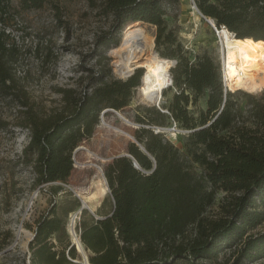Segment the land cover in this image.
<instances>
[{
  "label": "trees",
  "instance_id": "trees-1",
  "mask_svg": "<svg viewBox=\"0 0 264 264\" xmlns=\"http://www.w3.org/2000/svg\"><path fill=\"white\" fill-rule=\"evenodd\" d=\"M167 1L89 0L111 22L109 30L95 38L97 63L107 61L106 53L121 44L114 32L134 24L124 34L136 28L148 33L137 22L156 27L157 47L167 46L162 56L177 63L171 69L173 84L167 89L174 91L169 105L161 109L139 105L143 115L136 117L140 127L134 133L136 142L127 149L131 157L113 158L104 167L110 193L102 208L110 203V211L91 220L86 219L88 211H82L81 243L90 264H255L264 259V230L258 231L264 225V94L225 92L219 64L207 54L192 56L174 31H167ZM62 2L20 0L16 8L12 0H0L1 93L17 98L20 94L14 76L20 51L11 43L9 23L17 22L21 12L48 6L60 24ZM194 2L218 30L224 27L237 40L264 44V0ZM86 72L90 91L77 98L64 96L65 104L72 107L70 113L44 116L22 102L23 125L30 132L22 159L33 168L38 186L68 184L75 170V150L93 137L104 110L119 112L131 105L144 75L140 69L123 80L114 78L110 68ZM201 98L207 108L195 119L191 108ZM168 117L190 131L182 135V149L153 129ZM86 166L98 165L86 162L78 168ZM101 181L105 182L104 176ZM49 188L53 199L64 191L60 185ZM221 192L226 194L221 214L207 216ZM53 206L35 222L30 264H82L73 261L80 256L71 242L68 222ZM81 206L75 199L70 214ZM228 251L232 258L220 261Z\"/></svg>",
  "mask_w": 264,
  "mask_h": 264
},
{
  "label": "rangeland",
  "instance_id": "rangeland-1",
  "mask_svg": "<svg viewBox=\"0 0 264 264\" xmlns=\"http://www.w3.org/2000/svg\"><path fill=\"white\" fill-rule=\"evenodd\" d=\"M62 1L64 10L60 24L55 21L52 10L46 6L42 10L20 11L18 21L9 23L7 28L11 33V43L20 51L14 64V76L20 94L17 98L0 92V264H27L29 246L27 243L26 249H23V243L26 242L23 237L22 241L16 244L17 233L19 235V229L23 226L30 236L29 230H33L39 215L47 211L52 204L58 215L69 223L70 210L73 209L75 199L85 201L87 197L96 200L99 194L102 197H109L106 183L103 181L102 184L101 181L102 172L95 166L78 168V165L91 162L104 171V167L114 157L128 153V146L134 141V133L140 127L136 117L143 115L137 107L142 105L161 109L163 105H169L174 93L168 91V87L164 90H167L166 95L163 92L159 103H149L140 93L141 81L131 105L116 113L106 112L101 116L93 137L78 147L83 149L76 154L78 164L72 177L68 184H59L64 188V193L60 192V195L53 199L49 190L51 186H48L40 189L37 196L36 192L40 186L35 182L34 171L31 165H27L22 159V149L27 142L28 133L23 125L26 108L22 102L44 116L54 112L70 113L72 107L65 104L64 96L74 95L77 98L90 91L91 81L86 70L102 73L110 68L114 78L128 79L121 77L115 69V58L110 55L114 47L106 53L107 61L96 62L98 56L94 53L93 44L97 35L109 30L110 19L101 15L99 9L93 7L89 0ZM19 3L20 0H12V5L16 8ZM166 14L167 31H174L192 56L203 54L210 56L221 67L223 77L226 50L222 35H219L200 14L194 0H168ZM137 23V26L145 28L153 37L154 54L174 62V59L162 56L166 45L157 47L156 27L143 22ZM126 29L114 32L113 36L122 41ZM173 67L172 65L171 69ZM142 70L145 72V69ZM263 94L264 88L252 95L260 97ZM206 108V99L201 98L197 105L191 108V115L199 119L201 112ZM172 123V119L168 117L158 128L162 129L167 140L182 149L184 137L174 135L171 130ZM71 186L79 188V191L73 190ZM225 195L223 192L217 195L214 205L206 213L207 216L218 217L221 214ZM87 211L89 215L86 219L91 220L93 214L98 216L108 213L110 203L104 208L101 207L97 213ZM263 230L264 225L258 229ZM192 234L193 231L190 230L189 235ZM71 239L72 243L75 242L72 235ZM75 247L80 260L73 261L84 264L83 255L88 253L84 248L83 253L78 251L76 244ZM8 249L10 252L3 254ZM231 258L232 254L228 251L220 255L219 259L226 262ZM255 264H264V259Z\"/></svg>",
  "mask_w": 264,
  "mask_h": 264
},
{
  "label": "bare ground",
  "instance_id": "bare-ground-1",
  "mask_svg": "<svg viewBox=\"0 0 264 264\" xmlns=\"http://www.w3.org/2000/svg\"><path fill=\"white\" fill-rule=\"evenodd\" d=\"M218 34L222 35L226 50L224 72L228 87L233 91L243 90L252 94L262 91L264 44L237 40L235 35L226 29ZM110 55L115 58V69L121 77L131 75L136 68L143 67L145 72L140 87L141 95L149 103L161 101L165 87L170 82L173 62L154 54L152 38L144 29L136 28L125 33L121 44L113 48ZM21 234L26 240L23 243V249H26L30 236L23 228L20 229L19 236ZM75 243L83 253L80 240L75 239Z\"/></svg>",
  "mask_w": 264,
  "mask_h": 264
},
{
  "label": "built area",
  "instance_id": "built-area-1",
  "mask_svg": "<svg viewBox=\"0 0 264 264\" xmlns=\"http://www.w3.org/2000/svg\"><path fill=\"white\" fill-rule=\"evenodd\" d=\"M223 29H225V28L222 27V29L220 31H223ZM215 30H216L217 33H219V30L217 28ZM222 81H223V86H224L223 88H224V91L225 92H228V91L235 92V91L231 90L230 87H228V84H227V80H226V76H225V72L224 71H223ZM108 111H112V112H115V113L117 112V111H114V110H111V109H106V110H104L102 112L101 116L105 115V113L108 112ZM153 129H154L155 133H162V129L161 128L153 127ZM171 130L174 133V135H187V134L190 133V131H188V130L180 129L178 127V125H177L176 122H173V126H172ZM27 131H28V133H27V142H26L24 148L28 145V143L30 141V132H29L28 129H27ZM24 148L22 149V152H23ZM75 157H76V153H74V162H75V167H76V164H78V163L76 162ZM99 168H100L101 172L103 173V169L101 167H99ZM31 169H32V171H34L32 167H31ZM34 174H35V172H34ZM35 180H36V174H35ZM59 184H61V183H51V184H47V185H42V186L39 187V190L36 192V194L38 196V194L40 193V189H43V188L45 189V187L53 186V185H59ZM93 215H94V217L96 219H101V217L96 216L95 214H93ZM81 216H82V211L81 210H78L76 212L71 213L70 214V220H69L68 227H67L68 230H69V234H71L74 239H79V240H80V233H81V231L79 229V225H80V221H81ZM21 228H23V226ZM29 232H30V239L28 241V246H29L30 242L34 238V230H32V231L29 230ZM71 235H70V237H71ZM16 239H17L16 240V244H18L20 240L22 241V234L19 236L18 233H17ZM80 242H81V240H80ZM75 244L76 243L73 242V245H75ZM27 254H28L27 264H30V260H29V258H30V251H29V249H27Z\"/></svg>",
  "mask_w": 264,
  "mask_h": 264
},
{
  "label": "water",
  "instance_id": "water-1",
  "mask_svg": "<svg viewBox=\"0 0 264 264\" xmlns=\"http://www.w3.org/2000/svg\"><path fill=\"white\" fill-rule=\"evenodd\" d=\"M197 8V7H196ZM201 14V13H200ZM202 15V14H201ZM203 16V15H202ZM215 29L217 28V26H216V24L214 23V21L212 20V19H208L207 17H205V16H203ZM158 54V53H157ZM176 61H174L173 62V66H175L176 65ZM138 69H144L143 67H138V68H136V70H138ZM135 72H133L131 75H128V76H126V77H124V78H129V77H131L133 74H134ZM172 84H173V78H172V75H171V73H170V82L168 83V85L165 87L166 89L168 88V87H171L172 86ZM134 139V143L136 142L135 141V138H133ZM81 149H83V148H78L76 151H75V153L77 154V152L79 151V150H81ZM120 156H126V157H131L128 153H124V154H121V155H119V156H116V157H120ZM116 157H114V158H116ZM134 165H135V167L137 168V169H140V167H139V165H138V163L136 162V161H134ZM103 176H104V178H105V181H106V184H107V188H108V192L110 193V188H109V186H108V183H107V179H106V177H105V174H104V171H103ZM81 203H82V206H81V211H83L84 209H87V210H89L90 212H92L91 211V209H90V207L87 205V203L84 201V200H81ZM93 213V212H92ZM77 249H78V245H77ZM84 250V249H83ZM79 251V250H78ZM8 252H10V249H8V250H5L4 252H3V254H6V253H8ZM84 253H85V251H84ZM83 257H84V264H90L89 263V259H88V256L86 255V254H84L83 255Z\"/></svg>",
  "mask_w": 264,
  "mask_h": 264
},
{
  "label": "crops",
  "instance_id": "crops-1",
  "mask_svg": "<svg viewBox=\"0 0 264 264\" xmlns=\"http://www.w3.org/2000/svg\"><path fill=\"white\" fill-rule=\"evenodd\" d=\"M72 177V176H71ZM71 188L73 189V190H75V191H79V188H77V187H72L71 186ZM49 189V188H48ZM63 192V191H62ZM64 193V192H63ZM63 193H61V194H63ZM60 195V194H59ZM105 198L106 197H102L100 194L98 195V199H96V200H93V199H90V198H87L86 197V203L87 204H89V207H90V209H91V211L93 212V213H97L98 212V210L99 209H101V207H102V204H103V201L105 200ZM91 212V213H92ZM33 230H34V228H33Z\"/></svg>",
  "mask_w": 264,
  "mask_h": 264
}]
</instances>
